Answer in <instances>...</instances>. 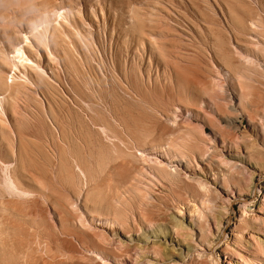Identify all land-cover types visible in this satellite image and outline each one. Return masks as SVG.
I'll list each match as a JSON object with an SVG mask.
<instances>
[{
    "label": "rangeland",
    "instance_id": "1",
    "mask_svg": "<svg viewBox=\"0 0 264 264\" xmlns=\"http://www.w3.org/2000/svg\"><path fill=\"white\" fill-rule=\"evenodd\" d=\"M240 102L264 121V0H0V264H164L141 238L180 234L203 184L208 238L246 161L264 198ZM224 219L215 264L235 233L233 260L264 264V226Z\"/></svg>",
    "mask_w": 264,
    "mask_h": 264
},
{
    "label": "bare ground",
    "instance_id": "2",
    "mask_svg": "<svg viewBox=\"0 0 264 264\" xmlns=\"http://www.w3.org/2000/svg\"><path fill=\"white\" fill-rule=\"evenodd\" d=\"M232 99V97H231ZM232 101H234L232 99ZM241 107L244 109L246 114H248L249 119L253 122H257L261 126L262 133H264V121L259 120V122L256 119V116L253 114H250L247 111V108L245 107V104L243 102H240ZM244 106V107H243ZM259 132V130H258ZM261 132V131H260ZM257 139L255 141H251L248 144L249 154L251 156L253 155H262L264 156V153H262V150H264V141L259 143H256ZM234 163V164H233ZM167 165V164H166ZM248 165L253 167V163L250 161L245 162V166H247V170L249 173L248 178V184L247 189L245 192L240 191L238 193H231L229 191L227 192V195H225L224 201H221V204L216 205L212 204V200L208 199L207 202L211 204V208L209 209L210 212L214 209H218V212L213 216L214 220V230L212 231L211 235L205 237L204 234V225L203 222L198 218V221L196 219V215L198 214L199 210V204L197 202L201 200H205L204 197H200V191L204 194H209L210 190L207 188L205 184L201 185L203 190L197 191L195 194L196 200L189 202L188 204V210L186 214H183V211H175L172 213L173 221L170 225L172 229L177 233L179 231L180 234L177 236H174L171 233H168L167 228L162 227L161 225H158L156 229H152V235L155 236L153 240H150L148 233L145 232V237H142L141 240L151 243L152 245L156 244H162L165 245L166 248H170L169 250L171 253H167L168 260L164 262V264H215L213 252H211V247L214 248L215 245L219 244L220 237L222 235V231L224 228V217H230L229 221L234 220H240V222L243 220L244 217H249L253 219L258 224L257 227L264 226V198L262 200L257 201L256 199V185L254 183V175L257 174L258 171H253L251 167H248ZM236 166L237 169H241V165L239 162H232V164H229V167ZM226 167V169H227ZM257 168V166H256ZM258 170L264 172V165L261 167L258 166ZM202 196V195H201ZM198 199H201L197 201ZM240 201L243 204H245L246 212H241L240 214L235 213V202ZM257 201V203H256ZM256 203V204H255ZM217 206V207H216ZM249 211L257 212V213H250ZM209 212V213H210ZM205 221V225L206 222ZM233 222V221H232ZM234 223V222H233ZM179 229V230H178ZM195 229L199 230V239L204 243L203 245H198L196 243L198 235L196 234ZM231 230H234L233 227ZM158 233V234H155ZM262 235H264V232H261ZM234 238L232 241L234 242L233 245L236 246L238 249H243L239 247L237 244H243V242L246 243L245 239L243 241L244 234L235 233L233 234ZM131 241L133 238H130ZM259 242L264 247V238L259 237ZM233 245H229L230 248L223 247L222 251L226 252L228 254L227 259L222 261H218L217 264H243L241 261L235 259L232 257H235L236 250L238 249L234 247ZM143 251H140V253H137V257L147 255L142 253ZM155 257V256H154ZM264 257V255H263ZM139 259V258H138ZM241 260V258H239ZM264 262V259H263Z\"/></svg>",
    "mask_w": 264,
    "mask_h": 264
}]
</instances>
